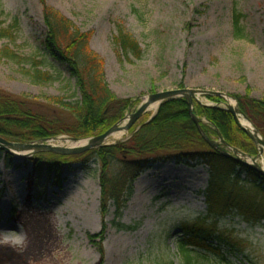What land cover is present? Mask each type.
<instances>
[{
    "label": "rangeland",
    "instance_id": "1",
    "mask_svg": "<svg viewBox=\"0 0 264 264\" xmlns=\"http://www.w3.org/2000/svg\"><path fill=\"white\" fill-rule=\"evenodd\" d=\"M46 2L90 34L89 48L102 58L110 90L117 98L136 103L121 119L147 95L165 90L206 91L195 94V103L204 107L217 103L210 96L221 98L218 106L222 107L230 105L229 100L238 107L234 95L264 99V0ZM234 3L244 15L241 24L246 39L233 37ZM0 4L2 26L12 17L19 23L14 42L0 39V48L9 45L21 54L45 59L43 68L57 77L48 84L35 85L22 77L14 63L0 60V89L24 96L39 110L49 107L47 96L63 97L65 101L78 98L76 79L45 47L47 28L40 1L0 0ZM118 27L139 43L140 59L117 55L111 39ZM157 109L147 110L138 123L153 118ZM53 110L60 121H71L63 109ZM205 126L214 130L208 122ZM130 136L128 132L121 139L108 142V138L106 142L112 144ZM210 137L218 140L212 133ZM70 138L62 134L49 142L57 139L60 144L55 140L54 145L73 147L66 144L65 139ZM75 139L79 142L88 138ZM10 155L8 164L0 160V264H11L7 262L14 260L7 258L11 254L16 260L19 255L27 257L28 264H185L177 240L181 224L205 214L204 197L199 194L209 177L204 164L166 161L144 170L134 180L133 192L118 219L134 228L121 230L112 224L113 207L103 209L101 205L96 161H62L59 156L77 155L53 153L34 152L19 158ZM38 158L42 161L35 165ZM50 160L59 169L58 180L54 172H48ZM218 226L238 241L239 249L232 253L226 243L220 244L219 250L229 264H264V221L251 223L227 215ZM213 243L217 245L216 240ZM201 253L196 250L193 254L199 263L225 264L214 252Z\"/></svg>",
    "mask_w": 264,
    "mask_h": 264
},
{
    "label": "trees",
    "instance_id": "2",
    "mask_svg": "<svg viewBox=\"0 0 264 264\" xmlns=\"http://www.w3.org/2000/svg\"><path fill=\"white\" fill-rule=\"evenodd\" d=\"M39 1L47 28L45 47L55 60L66 65L70 75L76 79L79 97L65 101L63 97L47 96L45 98L49 107L39 110L35 102L27 101L24 96L12 95L0 89V137L8 141L33 142L62 134L77 139L101 134L119 121L128 107H134L136 103L130 104L129 98L119 99L112 93L105 79L102 58L89 48L90 34L74 26L46 0ZM243 17L234 3L231 18L233 37L236 39L248 38L241 24ZM18 31L16 17H12L6 26H2L0 21V39L14 42ZM111 40L117 55L141 58L139 43L121 27L117 28ZM0 60L14 63L22 77L35 85H45L57 78L43 68L45 59L21 54L9 45L0 48ZM208 98L217 103L222 102L217 96ZM234 98L239 109L264 139V99L253 98L248 94L234 95ZM50 106L66 111L71 121H60ZM193 111L213 125L212 131L203 125L207 134L217 135L219 132L229 145L256 155V146L236 125L229 111L199 106L197 103ZM129 132L131 136L124 141L101 146L75 157L58 158L82 164L92 160L99 164L100 202L103 209L108 205L113 207L112 224L121 230L134 228L120 223L118 219L133 192L134 180L144 170L155 163L166 161L188 166L206 165L209 169L207 185L199 192L204 197L206 212L191 222L181 224L177 248L185 264H202L193 255L196 250L201 254L214 252L225 264H229L230 261L219 250L220 244L226 243L228 251L232 253L239 249L238 241L218 226L219 220L227 215H236L245 222L264 221V176L210 148L191 121L183 97L162 102L152 119L135 124ZM1 158L8 164L12 156L4 153L0 155ZM41 161L38 158L34 164ZM50 162L48 172H54L58 180L59 169L54 168L52 160ZM251 189L255 192L250 193ZM213 240H216L217 245H214ZM12 256L7 258H14ZM18 259L22 260L7 262L29 263L27 257L23 259V255H19Z\"/></svg>",
    "mask_w": 264,
    "mask_h": 264
},
{
    "label": "water",
    "instance_id": "3",
    "mask_svg": "<svg viewBox=\"0 0 264 264\" xmlns=\"http://www.w3.org/2000/svg\"><path fill=\"white\" fill-rule=\"evenodd\" d=\"M206 94V91H198L188 89V88H181V89H174V90H165V91H158L151 93L147 95L142 102L137 107L136 111L126 115L119 121H117L115 124H113L111 127H109L107 130H105L101 134L94 135L92 137H89L84 144L73 146V147H67V146H59L50 144L49 140H40L37 142H20L16 143L13 141H8L0 137V149L3 150L6 153H12L14 152L11 150V148L19 149V150H32V153H53L57 155H78L81 153H84L90 149L98 148L101 146L108 145L106 142L108 138H110L111 135H113L116 132L119 131H129L142 117V115L148 110V108L153 104H158V106L170 99H174L177 97H183L186 99L187 105H188V113L190 116L191 121L195 125L198 133L200 134L203 141L212 149L218 151L221 155H224L226 157L232 158L237 163H240L247 168L251 169L252 171L258 173L261 176H264V169L257 164L256 159L257 157L262 154L264 151V140L258 133V131L255 129V132L257 133L254 135L253 133L249 132L246 128L240 125L239 120L236 116V113L232 106L226 105V110H228L235 121V123L240 127L243 132L258 146H261L259 148V154L256 157H253V160L251 162H247L242 160L240 157L236 155L229 154L227 151L222 149L219 146V142L216 141L213 138H210L207 136L205 131L203 130L201 126V119L195 115L193 112V101L197 98L195 97V94ZM238 112L243 116L245 120L249 122L247 117L238 109ZM220 143L227 144L224 142L221 136H219ZM71 141H76L75 138H70ZM237 151V150H236ZM15 155V154H14ZM242 155H245L242 153ZM21 157V156H20Z\"/></svg>",
    "mask_w": 264,
    "mask_h": 264
},
{
    "label": "bare ground",
    "instance_id": "4",
    "mask_svg": "<svg viewBox=\"0 0 264 264\" xmlns=\"http://www.w3.org/2000/svg\"><path fill=\"white\" fill-rule=\"evenodd\" d=\"M228 103H229L230 106H232V108L234 109V111H235V113H236V116H237V118H238V120H239L240 125L243 126L244 128H246L249 132H251V133H253L254 135H256L257 133L255 132V129H254L253 125H252L250 122H248L247 120H245V119L243 118V116L238 112V108H237L235 102L232 101V100H229ZM157 107H158V104H153V105H151V106L149 107L148 110H153V111H155V110L157 109ZM127 133H128V131H119V132H116V133H114L113 135L110 136L108 142H110V141H114V140H116V139H121V138L124 137L125 134H127ZM55 140H56V142H57V139H54V140H52L51 142H52L53 144H55ZM65 141H66V144L69 145V146H78V145H81V144H84V143H85V141L75 142V141H70V140H68V139H65ZM108 142H107V143H108ZM57 143L60 144L59 141H58ZM259 147H261V146H259ZM11 150L14 152V154H15L18 158H19L20 156H24V155H26V154H30V153H32V150H29V149H27V150H19V149L11 148ZM241 159L244 160V161H247V162H251V161L253 160V158L250 157V156H248V155H245V156L241 157ZM256 162L259 163V165L264 169V152H262V154L259 155V157L256 159ZM13 259H15V258H13ZM18 260H22V259H18ZM13 261H15V260H13ZM24 261H27V260H24Z\"/></svg>",
    "mask_w": 264,
    "mask_h": 264
}]
</instances>
